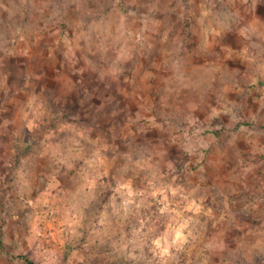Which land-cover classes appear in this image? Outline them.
I'll use <instances>...</instances> for the list:
<instances>
[{
	"label": "rangeland",
	"instance_id": "1",
	"mask_svg": "<svg viewBox=\"0 0 264 264\" xmlns=\"http://www.w3.org/2000/svg\"><path fill=\"white\" fill-rule=\"evenodd\" d=\"M0 264H264V0H0Z\"/></svg>",
	"mask_w": 264,
	"mask_h": 264
},
{
	"label": "trees",
	"instance_id": "2",
	"mask_svg": "<svg viewBox=\"0 0 264 264\" xmlns=\"http://www.w3.org/2000/svg\"><path fill=\"white\" fill-rule=\"evenodd\" d=\"M2 244H3V241L0 237V246H2ZM17 256L24 259L27 264H36V262L32 258H30L27 254H19Z\"/></svg>",
	"mask_w": 264,
	"mask_h": 264
}]
</instances>
